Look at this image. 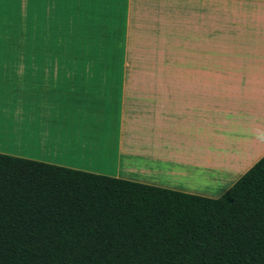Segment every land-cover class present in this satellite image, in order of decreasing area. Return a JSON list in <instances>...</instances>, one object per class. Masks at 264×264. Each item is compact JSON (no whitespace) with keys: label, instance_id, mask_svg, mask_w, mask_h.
Here are the masks:
<instances>
[{"label":"crops","instance_id":"obj_1","mask_svg":"<svg viewBox=\"0 0 264 264\" xmlns=\"http://www.w3.org/2000/svg\"><path fill=\"white\" fill-rule=\"evenodd\" d=\"M0 154L219 198L264 155V0H0Z\"/></svg>","mask_w":264,"mask_h":264},{"label":"trees","instance_id":"obj_2","mask_svg":"<svg viewBox=\"0 0 264 264\" xmlns=\"http://www.w3.org/2000/svg\"><path fill=\"white\" fill-rule=\"evenodd\" d=\"M0 264H264V155L209 199L0 154Z\"/></svg>","mask_w":264,"mask_h":264},{"label":"snow or ice","instance_id":"obj_3","mask_svg":"<svg viewBox=\"0 0 264 264\" xmlns=\"http://www.w3.org/2000/svg\"><path fill=\"white\" fill-rule=\"evenodd\" d=\"M41 2H42V3H46V2H48V0H41Z\"/></svg>","mask_w":264,"mask_h":264}]
</instances>
